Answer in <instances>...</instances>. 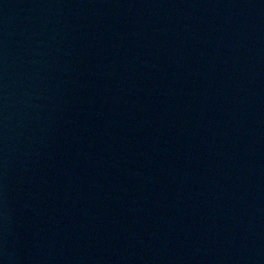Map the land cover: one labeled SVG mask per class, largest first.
<instances>
[{
  "label": "water",
  "instance_id": "obj_1",
  "mask_svg": "<svg viewBox=\"0 0 264 264\" xmlns=\"http://www.w3.org/2000/svg\"><path fill=\"white\" fill-rule=\"evenodd\" d=\"M0 264H264V0H0Z\"/></svg>",
  "mask_w": 264,
  "mask_h": 264
}]
</instances>
